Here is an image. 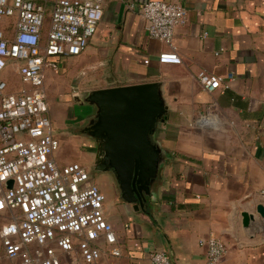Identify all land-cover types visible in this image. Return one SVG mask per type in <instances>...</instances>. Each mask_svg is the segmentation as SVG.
I'll use <instances>...</instances> for the list:
<instances>
[{"label":"crops","instance_id":"obj_1","mask_svg":"<svg viewBox=\"0 0 264 264\" xmlns=\"http://www.w3.org/2000/svg\"><path fill=\"white\" fill-rule=\"evenodd\" d=\"M147 1L102 0L103 17L86 49L57 58V71L45 70L47 92L54 91L56 74L64 88L88 69L98 80L85 94L74 90L62 94L61 105L48 103L59 164L65 156L82 157L62 143L92 144L79 131L88 105L75 94L80 99L95 89L162 84L167 115L152 140L164 163L150 198L143 206L125 202L109 172L101 182L92 179L105 195V217L121 250L111 256L103 243L97 264H148L154 250L165 251L171 264H205L199 240L209 236L226 246L217 264H264V219L256 213L257 204L264 206V0H161L186 11L173 38L180 64L159 62L169 47L144 30L140 8ZM200 70L234 80L209 93L196 80ZM244 211L254 214L251 227L242 225ZM5 216L0 213V227Z\"/></svg>","mask_w":264,"mask_h":264},{"label":"built area","instance_id":"obj_2","mask_svg":"<svg viewBox=\"0 0 264 264\" xmlns=\"http://www.w3.org/2000/svg\"><path fill=\"white\" fill-rule=\"evenodd\" d=\"M140 13L148 36L169 47L159 62L180 64L173 38L185 22L184 7L148 0ZM102 17V0H0V213L6 214L0 240L4 257L19 264H97L103 243L111 256L121 255L105 217V195L88 168L54 157L60 142L44 87L45 70L57 71L61 56L81 54ZM11 74L20 81L17 89L10 88ZM196 80L212 93L234 78L200 70ZM199 244L206 248L205 264H217L225 253L216 237ZM148 264L171 262L154 250Z\"/></svg>","mask_w":264,"mask_h":264},{"label":"water","instance_id":"obj_3","mask_svg":"<svg viewBox=\"0 0 264 264\" xmlns=\"http://www.w3.org/2000/svg\"><path fill=\"white\" fill-rule=\"evenodd\" d=\"M162 84L147 82L95 89L79 104L94 106L95 120L89 134L96 137V169L111 171L121 198L143 206L140 194H149L164 163V154L152 138L159 123L166 120L167 106ZM13 181L8 180L10 188ZM256 213L264 219V206L257 204ZM243 227H251L254 214L242 212Z\"/></svg>","mask_w":264,"mask_h":264},{"label":"rangeland","instance_id":"obj_4","mask_svg":"<svg viewBox=\"0 0 264 264\" xmlns=\"http://www.w3.org/2000/svg\"><path fill=\"white\" fill-rule=\"evenodd\" d=\"M1 25H3V24H1ZM86 72H88V73H86V74L80 73L77 77H75L73 82L70 84L71 87H67V88H64V86H63V79H62L63 76L62 75L59 76V74H56V78H55L56 80H55V83L53 86L54 91L50 90L51 93L46 91L47 102L50 103L51 108H53L55 106V104H57V102H59L57 105H61L62 102H64L65 99H64V97H62L63 93H66L67 95H69L70 92H72L74 90H80L82 94H85L86 91H89L93 87L97 86L98 80L95 78V76H94L95 74L93 72H91L89 69ZM57 76H58V78H60V80L57 78ZM7 80L9 82L11 89H17L20 85V81L18 80V77L16 75L11 74L10 76H8ZM52 92H54V93H52ZM71 103L72 102L69 103L70 106H71ZM89 109L90 108H88V110ZM63 144L65 145L67 150L76 149V150L81 151L82 157L80 156V159H78L79 161L78 160L67 161V159H69V156H65V157H62V159H61L62 163L61 164L76 161V162H79L81 164L84 163L87 165L89 163V161L92 159L91 154H86L85 152H83V148H82L83 144H80L77 141L76 142L72 141V142H68V143H62V146H63ZM60 150H61V147H59L56 150V152L54 153V157L56 160H57V157H59V155H60ZM94 183H96V182H94ZM97 186L100 189V186L98 184H97ZM1 219H2V221L5 220L4 217H1ZM4 260H6V261H4ZM0 264H19V263L8 261L7 259H5L3 257V260L0 261Z\"/></svg>","mask_w":264,"mask_h":264},{"label":"flooded vegetation","instance_id":"obj_5","mask_svg":"<svg viewBox=\"0 0 264 264\" xmlns=\"http://www.w3.org/2000/svg\"><path fill=\"white\" fill-rule=\"evenodd\" d=\"M87 108H90L89 110L86 111L85 113V122L83 124V126L79 129L80 132L85 133L87 135H89L88 137L91 139V143L92 144H88L85 145L83 151L86 152V154H91L93 157L92 159L89 161V163L87 164L89 173H90V177L91 179L96 180L97 182H101V176L102 174L105 173V171H101L96 169V163H95V155L97 153V142H96V137H92L89 132L91 131L90 126H91V122L93 120H95L94 117V110L91 107L86 106ZM109 173H111V171H108ZM151 196V192H149V194H146L145 192L140 194V197L142 200L145 199L148 200ZM144 201V202H145Z\"/></svg>","mask_w":264,"mask_h":264}]
</instances>
